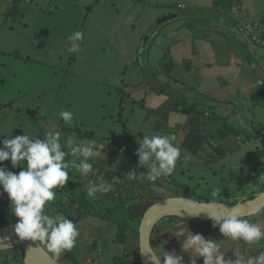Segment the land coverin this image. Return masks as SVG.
<instances>
[{"label": "rangeland", "instance_id": "374dc122", "mask_svg": "<svg viewBox=\"0 0 264 264\" xmlns=\"http://www.w3.org/2000/svg\"><path fill=\"white\" fill-rule=\"evenodd\" d=\"M201 1L210 3L212 0ZM244 1L250 11L254 8L258 14L264 15V0ZM203 9H206L205 5L200 4L199 0H0V106L7 105L0 108V135L15 138L25 133L43 139L44 133L54 128L61 132L63 144L66 137L73 134V129L82 133L88 131L91 132V137H83L80 134L76 136L77 139L93 141L96 150L104 152V161H116L117 168L121 165L119 160L123 158V151H128L126 141L133 153V159L137 162L138 157L134 153L139 145L136 141L142 139L143 134H174L181 156L177 161L175 173L170 177L159 178L157 185L153 186V198L190 197L200 202L207 200L203 197L211 199V188L219 185L216 183L218 171L228 173L222 181L223 185H219L222 188L220 197H223V200L216 203L232 206L246 200L249 195L257 196L264 191V184H256L264 164L262 159L257 158V151L254 149L257 147L264 151V143L261 142L264 139V110L262 113L255 110L250 122L244 123L246 138L256 139L254 145L246 146H250L248 149L237 144L239 142L236 138L245 135L244 132L235 128L230 123L231 119L223 125L222 116L212 108L207 110L206 117L201 116L202 120L205 119L203 127L196 125V118L194 119L195 128L198 129L196 135L189 133V127L186 125L189 115L170 108L173 103L181 102L196 108L192 112L193 115L203 112L208 106L202 97L206 92L190 86L189 73L179 71L174 76L177 80L170 81L163 72H158V66L149 63L155 44L159 45L160 53V46L165 45L163 52L168 54L167 48L174 41V36L170 34V39L167 40H164V37L169 34L170 29L179 30L191 28L197 23H210L214 14H209ZM249 14L251 13L244 6L240 10L233 9L227 16L222 14L221 18L228 22L225 28L229 32L228 36L223 33L218 38L225 37L240 47L245 40L247 46H254L255 49L259 44L250 34L264 30V18L262 15L258 16L263 18L260 25L259 18H254L253 13V16ZM155 16L159 17L158 21L154 20ZM161 20L165 22L156 31H148L154 29ZM81 23H84V40L81 42L80 51L69 53L68 37L73 32L80 31ZM143 44L146 52L142 57L145 60L147 55V66L146 63H137V52ZM193 51L195 54L196 51ZM224 51L226 57L235 59L232 49L227 45ZM251 56L255 55L252 53ZM246 57L250 59L249 55ZM159 58L160 54L157 62L164 67L165 64L159 63ZM166 60L168 55L164 61ZM236 61L240 65L239 69L243 67L245 72L255 66L252 64L251 68H244L243 61ZM148 75L153 80H147ZM145 80L149 82L150 88L156 91L148 87L143 88ZM160 86L162 87L159 88ZM220 86L223 84L217 87ZM135 88L138 90H134ZM258 91L259 89H256L254 93L257 95ZM124 92L132 94L134 102L122 96ZM239 98L241 102L237 101L238 104L243 102L249 105L244 95ZM251 100L257 101L259 107L264 109V99L252 97ZM137 103H141V106ZM164 106L169 107L166 109ZM252 107L256 109V106ZM61 110L73 113L71 127L60 119ZM244 115L247 118V112H244ZM218 129L220 132H217ZM222 137L227 140L225 146L220 145L224 143ZM3 139L4 137H0V140ZM230 150L231 156L220 161L225 168L211 161L216 159V154L224 155ZM72 159L71 155L66 157V161L70 162ZM210 165L214 166L209 167ZM0 166L17 174L22 170L12 168L10 161H4ZM142 169L138 166L134 172L138 175ZM241 169L246 171L242 172ZM94 171L97 172L98 169ZM128 173L124 168L114 179L122 176L126 178ZM69 176L70 179L64 188L56 190L57 197L46 206V212L51 214L53 209L60 212L55 206L56 202H64L79 195L78 198L81 193H84L85 201L94 202L85 192V184L90 176L83 177L71 168ZM144 180L142 179L143 182ZM72 193L76 195L68 196ZM148 202L145 198L130 201L127 206L132 208L124 206L126 213L114 212L112 220L136 219L133 217H139ZM59 204L62 205V202ZM132 204L138 206H131ZM66 207V213L69 214L65 216L74 222L80 235L73 250L62 253L55 259L56 263L119 264L117 257L121 250L112 241L117 229L116 224L90 216L74 220L75 213L71 205ZM247 219L264 223V211ZM15 222V217L9 212L7 195L0 190V228ZM107 222H110V225ZM161 228L154 234L152 248L163 245L164 251L181 255L183 264H190L191 253L181 249L184 237H175L173 235H176V232ZM187 229L193 234H202L205 238H212L217 242L225 239L218 227L213 229L211 223L196 222ZM8 240L11 247L0 248V264H23L21 241ZM78 245L79 250L76 249ZM42 247L44 248L43 245ZM155 251L159 254L160 248ZM73 255L76 256V263L72 261Z\"/></svg>", "mask_w": 264, "mask_h": 264}, {"label": "clouds", "instance_id": "9594fccd", "mask_svg": "<svg viewBox=\"0 0 264 264\" xmlns=\"http://www.w3.org/2000/svg\"><path fill=\"white\" fill-rule=\"evenodd\" d=\"M68 40V52L77 53L84 40V33L73 32ZM59 117L69 127L73 125L72 112L61 110ZM240 124L243 125V121H240ZM0 137H4L0 140V165L4 161H10L12 168L22 169L17 174L0 166V190L7 195L10 215L16 219L12 225L13 233L17 241H30L32 244L38 242L46 248V255L50 254L53 260L58 259L62 253L73 250L80 233L72 220L54 209L51 214L46 212V206L56 199V190L64 188L69 181L70 168L78 171L83 177L96 175L93 164L89 161L102 155L105 159V154L96 150L93 141L78 140L74 133L68 135L62 144L61 132L54 128L44 133L43 139L25 133L15 138L2 135ZM175 141L174 134H143V138L136 141L139 147L134 154L138 157V166L146 168L147 172L137 175L133 169L128 171L126 178L134 180L139 176L154 183L161 177L172 176L181 156V150ZM68 155L73 157L70 162L66 161ZM97 179L98 182H90L87 187L89 198H96L97 194H107L114 190L113 184L105 181L103 176H98ZM256 184H264V174L258 177ZM221 192L220 186L211 188L210 197L213 203L218 202ZM171 199L179 202L181 210L189 216L194 217L205 212L212 221V226L218 227L220 234L225 238L222 242L242 241L248 246H256L264 241V223L243 218L238 204L225 214L217 215L202 210L204 206L196 198ZM262 211L264 210L259 206H253L250 215H260ZM175 223L176 235H172L184 237L181 249L191 253L190 264H197L200 258L203 259V264H264V251L255 256H246L234 250L235 259H226L227 252L221 251L222 242L205 238L202 234H193L186 227L179 226L178 220ZM3 247H11L7 238L0 239V248ZM157 248H160L159 254L155 251ZM157 248H152L149 242L147 251L140 249L150 264H183V256L164 251L163 245Z\"/></svg>", "mask_w": 264, "mask_h": 264}, {"label": "crops", "instance_id": "0c3cea01", "mask_svg": "<svg viewBox=\"0 0 264 264\" xmlns=\"http://www.w3.org/2000/svg\"><path fill=\"white\" fill-rule=\"evenodd\" d=\"M199 3L204 4L205 8L209 10L212 8L213 0L210 3H203L201 0H199ZM242 6H244V8L248 10L249 13H251L249 15L253 16L254 14V18H259V15H262L264 18V15L258 14L254 8L252 11H250L244 0ZM216 17L217 18L215 19L211 17L210 23H197L196 26L194 24V26L191 28H180L179 30H176V28L170 29L169 34H166L164 40L170 39V34L174 36V41H172L167 48V50H170L172 58H168V60L165 61L164 67L160 66L157 62L158 55L160 54L159 63H163L166 57L163 52H159V45L155 44L152 49V57L150 58V62L152 65L158 66L156 67L158 72H163L166 77L170 78V81L173 79L177 80V78L174 76L179 71L189 73L190 79H188V82L190 83V86L195 89H202L203 92H206L205 94H202V97L208 106L205 111L200 112V114L206 117V113H208L207 110L212 108L215 113L222 116L223 119L221 120H223V125L227 124L228 119H231L232 121H230V123L245 134L236 138L239 142L237 144L241 148H247L246 146L248 145H254L253 143L256 142V139L246 138L247 133L244 130V123L248 121L250 122V119L253 117L252 113H254L255 110H258L260 113H262L264 110L263 108L259 107V103L257 101H253V103L251 100L252 97L253 99L256 97L258 99H264V83H259L264 81V41L260 38L261 33L264 35V30L259 33L255 31V35L250 34V36L255 39V41L258 38L256 42L262 46L257 45L254 49V46H247L245 44L246 41L244 40L243 45L240 47V45L237 46L232 41L226 40L225 37H220V39L218 38L220 34L223 33L224 36H228L229 31L225 28L228 25L226 19L221 18V16ZM158 18L159 17L155 16L154 20H157ZM263 18L258 19L260 20V25L263 23ZM236 39L238 38L236 37ZM226 45L228 48L232 49L233 54H231L235 59L231 60L226 57L224 51ZM164 46L165 45H163V47L160 46V49L163 50ZM193 50L196 51L195 54ZM251 52L255 56H251ZM247 55L250 56V59L249 57H246ZM236 59L243 61L245 66L244 68H251L252 64H255V66L252 70L245 72L242 69L243 67L239 69L240 65ZM168 67H172L173 70ZM172 71H174V73H172ZM221 83L223 86H220L221 88L217 87ZM256 89H259L257 95L254 93ZM240 95H244V98L248 99L249 105L248 103L244 104L243 102L239 104L237 103V101H240ZM240 105L241 107L239 108ZM253 105L256 106V109H253ZM244 112H247V118L245 117ZM191 114L192 116L186 123V125L189 127V130H191V122H193V125L196 123V125L203 127L205 119L202 120L201 115L195 116L193 113ZM195 118L196 122L194 123ZM240 121H243V125L240 124ZM205 128L207 131H210L207 127ZM197 131L198 129L195 128L191 133L196 135ZM217 132H220L219 129ZM223 140L224 143H221V146H225V142L227 141L224 138ZM254 150L257 151V158L262 159V164H264V158L260 156V149L255 147ZM230 153L231 150L229 152L227 151L224 155L216 154V159L211 161L215 162L216 164L218 163L220 166L225 168V165H221L220 161H223L227 157L231 156ZM211 161L210 163H213ZM262 164H260L261 167L264 166H262ZM213 166L214 165H210L209 167ZM241 171L245 172L246 169H241ZM261 172L264 174V167L261 169ZM227 173V171H218L216 176H219L216 179V183L223 185L222 181L224 178H226L225 176ZM205 198L209 199L208 201H211L210 198ZM234 250H238L246 256H255L257 252L259 253L260 251H264V241H262L260 245L256 246H248L242 241L222 242L221 251L227 252L225 257L235 259L233 254ZM197 264H203V260L199 259Z\"/></svg>", "mask_w": 264, "mask_h": 264}, {"label": "trees", "instance_id": "16d2710c", "mask_svg": "<svg viewBox=\"0 0 264 264\" xmlns=\"http://www.w3.org/2000/svg\"><path fill=\"white\" fill-rule=\"evenodd\" d=\"M242 3L243 0H213V5L212 8L207 10V9H203V11L207 12V13H213L214 15H212L213 19L217 18L216 16H221L222 14H224V16L229 15L233 9H237L240 10L242 7ZM13 7V5H12ZM89 10V9H86ZM159 18L156 20L158 21ZM153 22V19L152 21ZM150 22V23H151ZM165 22V21H164ZM163 23V22H162ZM157 24L155 25L152 30H148L149 32L153 33V31H156L158 29V27L162 24ZM23 24V22H22ZM81 27H80V31L83 32L84 30V23H81ZM147 25V24H144ZM262 32V31H261ZM152 36V35H151ZM260 38L261 40L264 39V35L261 33L260 34ZM147 41V38H144V42ZM140 48H142V53L141 55H139V51ZM139 51L137 52V63L139 64H145L147 66V55L146 58L144 60V58L142 56H145V45L143 44L142 46H140ZM147 50V49H146ZM168 54L165 53V57L167 58H172L171 54H170V50H167ZM150 62V59H149ZM149 64V63H148ZM165 64V61L162 63ZM167 67V66H165ZM171 68L172 67H168ZM169 69V70H171ZM126 72V71H124ZM125 74V73H124ZM158 78V76L156 77ZM152 79V78H151ZM149 78L148 75V79L147 80H151ZM145 80L146 82H144L143 88L148 87L150 90H154L155 89H151L150 88V84L149 82ZM153 80V79H152ZM148 83V84H147ZM147 84V86H146ZM128 86V85H126ZM137 86V85H136ZM134 86V87H136ZM130 88H132L131 86H129ZM162 86H160L159 88H161ZM134 90H138V89H134ZM160 92V90H158ZM129 92V91H127ZM127 92H124L122 96L126 97L127 99L130 100V102H134V98L132 97V94H129ZM218 101V100H216ZM139 106H141V103H137ZM195 106V105H194ZM7 107V105H1L0 108H4ZM169 106H164V108L168 109ZM174 111L182 113V114H186L189 115L190 119V114L195 111L194 109H196L195 107L191 106V105H187L184 103H178L175 102L172 105V108ZM190 112V113H189ZM197 112V110H196ZM189 113V114H188ZM201 115L200 112H197L195 116ZM191 124V129L189 130V133L193 132V129H195V125H193V122L190 123ZM72 133L75 134V136H79L80 134L83 135V137H91V132L88 131H84L83 133L78 131L77 129H73ZM262 143H264V139L261 141ZM126 147L128 148V151H123L122 156L123 158H121L119 161H121V165L118 166L117 168H115L116 165V161H104L106 159H103V157H98L95 158L94 160H91L90 163L93 164V168L94 169H98L96 173V175H90V178L88 180V183H86L85 185L88 187L90 182H98L97 177L98 176H103L105 181L113 184L114 186V190L108 192L107 194H97L96 198H93L92 200H94V202H90V201H85L84 198V193H81L80 197L77 198V196H72L70 197L67 201L65 200L63 201H58L56 202L55 205L56 208L64 215L69 214L66 213V205L70 204L73 212L75 213V217L74 220H79L80 218L83 217H96L99 220L105 222V220H110L112 222H114L117 226L115 228V234L113 236V243H116L119 248H120V252L118 253V257L117 260L119 262V264H141L138 258V251H139V247H138V226L140 223V220L144 214V212L146 211V209L151 206L152 204H154L157 200L166 198H153V192H152V188L153 186L157 185L158 180L154 183L147 181L146 179L144 180V182L142 181V179H140L139 177H137L134 180H127L125 177H120L119 179L115 180L114 177L119 174L122 169H126L127 171H133V169L138 167V164L136 162L135 159H133V153L130 150V146L128 144V142L126 141L125 143ZM121 146H119L120 148ZM260 151V156L262 158H264V151L263 150H259ZM102 166H101V165ZM147 171L146 169H142L141 172H145ZM134 172V171H133ZM140 172V173H141ZM110 173V175H109ZM139 173V174H140ZM138 174V175H139ZM264 190V189H263ZM85 192L87 193V189L85 190ZM155 193V192H154ZM71 195H76V193H72L68 196ZM256 195L252 194L249 195L248 198L246 200H251L255 197ZM171 197V196H170ZM141 198H145L148 199V203H146V208L143 211V213L139 216V217H133L136 219H126V218H121L120 220H112L113 216H114V212H124V214L126 213V209L124 208V206H126L127 208L130 207L129 205L127 206V203L132 201H136L139 200ZM204 199H207L205 197H203ZM228 199V198H226ZM207 200H203V202H212ZM223 200V197H219L218 201ZM243 200V201H246ZM242 201V202H243ZM62 202V205L59 204ZM131 206H138V204H132ZM94 209V211L92 212L91 209ZM132 208V207H130ZM70 210V209H68ZM102 210V211H101ZM103 212V214H101V212ZM128 218V217H127ZM170 219H172V221H169ZM179 221V226L181 227H190L193 223L199 222V223H211L212 221H200L197 219H186V218H182V217H176V216H170V217H166L164 219H161L152 229L151 232V244H152V240L154 237V234L157 233L160 230V227H162L161 229H170L172 230V232H176V228H177V224L175 223L176 221ZM110 225V222H107ZM214 229V227H213ZM212 229V230H213ZM210 230V229H209ZM213 232V231H212ZM76 249H80L79 245L76 247ZM46 250V249H45ZM78 252V251H76ZM50 255V254H49ZM80 254L78 253V256ZM258 255V252L257 254ZM51 256V255H50ZM100 256V255H99ZM73 262L76 263L77 259L76 256L73 255ZM201 260H203L202 258H200Z\"/></svg>", "mask_w": 264, "mask_h": 264}, {"label": "water", "instance_id": "95a60500", "mask_svg": "<svg viewBox=\"0 0 264 264\" xmlns=\"http://www.w3.org/2000/svg\"><path fill=\"white\" fill-rule=\"evenodd\" d=\"M164 21L165 20H161L158 24ZM141 53L142 48H140L139 55H141ZM171 198L172 197H168L157 200L154 204L147 208L140 220L138 226V258L141 264H150V261L144 254H142L140 249L142 251H147L148 243L150 242L151 244L152 229L161 219L176 216L186 219L211 221L205 212H201L198 216H189L181 210L180 203L172 200ZM201 204L204 206L202 210L217 215L225 214L237 205L224 206L213 202H201ZM238 205V210L243 218L255 216L250 215L251 208L253 206H259L262 210H264V191L255 196L253 199L240 202ZM199 210L200 209H198V211ZM12 225L14 224L0 228V239H17L13 233ZM21 244L23 250V264H57L49 254L46 255V250L42 247V245H39L38 242L36 244H32L30 241H21Z\"/></svg>", "mask_w": 264, "mask_h": 264}]
</instances>
